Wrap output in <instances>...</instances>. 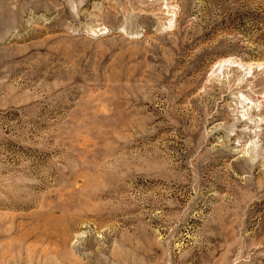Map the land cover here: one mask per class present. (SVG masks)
Masks as SVG:
<instances>
[{
	"label": "rangeland",
	"instance_id": "374dc122",
	"mask_svg": "<svg viewBox=\"0 0 264 264\" xmlns=\"http://www.w3.org/2000/svg\"><path fill=\"white\" fill-rule=\"evenodd\" d=\"M0 264H264V0H0Z\"/></svg>",
	"mask_w": 264,
	"mask_h": 264
}]
</instances>
